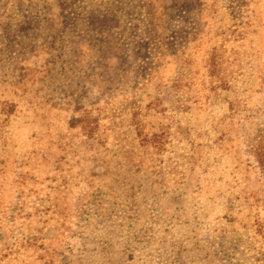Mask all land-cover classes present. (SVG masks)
<instances>
[{
	"label": "rangeland",
	"instance_id": "rangeland-1",
	"mask_svg": "<svg viewBox=\"0 0 264 264\" xmlns=\"http://www.w3.org/2000/svg\"><path fill=\"white\" fill-rule=\"evenodd\" d=\"M264 0H0V264H264Z\"/></svg>",
	"mask_w": 264,
	"mask_h": 264
},
{
	"label": "trees",
	"instance_id": "trees-1",
	"mask_svg": "<svg viewBox=\"0 0 264 264\" xmlns=\"http://www.w3.org/2000/svg\"><path fill=\"white\" fill-rule=\"evenodd\" d=\"M255 153L258 157L259 164L264 167V147H261V142L258 144Z\"/></svg>",
	"mask_w": 264,
	"mask_h": 264
}]
</instances>
